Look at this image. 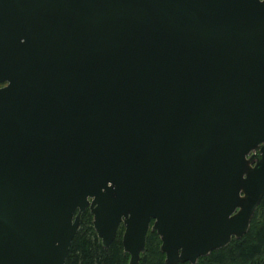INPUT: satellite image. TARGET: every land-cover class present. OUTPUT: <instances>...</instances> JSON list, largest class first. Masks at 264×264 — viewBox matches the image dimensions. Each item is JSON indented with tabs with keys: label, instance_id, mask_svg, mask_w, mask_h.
I'll list each match as a JSON object with an SVG mask.
<instances>
[{
	"label": "water",
	"instance_id": "95a60500",
	"mask_svg": "<svg viewBox=\"0 0 264 264\" xmlns=\"http://www.w3.org/2000/svg\"><path fill=\"white\" fill-rule=\"evenodd\" d=\"M263 196L264 0H0V264H65L87 210L196 264Z\"/></svg>",
	"mask_w": 264,
	"mask_h": 264
},
{
	"label": "trees",
	"instance_id": "16d2710c",
	"mask_svg": "<svg viewBox=\"0 0 264 264\" xmlns=\"http://www.w3.org/2000/svg\"><path fill=\"white\" fill-rule=\"evenodd\" d=\"M123 233L124 226L121 225L117 236L106 248L95 231L93 215L87 210L81 215L80 226L65 264H129L130 255L124 251L122 243ZM160 240L156 231H148L145 251L141 254L139 264H166L165 254L160 250ZM196 264H264V196L247 234L199 258Z\"/></svg>",
	"mask_w": 264,
	"mask_h": 264
},
{
	"label": "rangeland",
	"instance_id": "374dc122",
	"mask_svg": "<svg viewBox=\"0 0 264 264\" xmlns=\"http://www.w3.org/2000/svg\"><path fill=\"white\" fill-rule=\"evenodd\" d=\"M160 242H161V240H160ZM162 243V242H161ZM161 245V244H160Z\"/></svg>",
	"mask_w": 264,
	"mask_h": 264
}]
</instances>
